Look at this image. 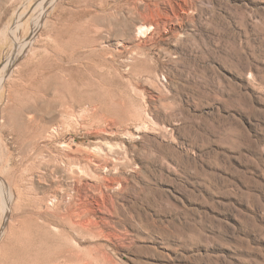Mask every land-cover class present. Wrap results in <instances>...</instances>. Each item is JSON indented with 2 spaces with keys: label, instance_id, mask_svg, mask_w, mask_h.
I'll use <instances>...</instances> for the list:
<instances>
[{
  "label": "rangeland",
  "instance_id": "374dc122",
  "mask_svg": "<svg viewBox=\"0 0 264 264\" xmlns=\"http://www.w3.org/2000/svg\"><path fill=\"white\" fill-rule=\"evenodd\" d=\"M0 264H264V0H0Z\"/></svg>",
  "mask_w": 264,
  "mask_h": 264
}]
</instances>
